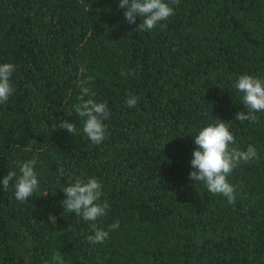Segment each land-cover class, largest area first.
Instances as JSON below:
<instances>
[{"label": "trees", "instance_id": "trees-1", "mask_svg": "<svg viewBox=\"0 0 264 264\" xmlns=\"http://www.w3.org/2000/svg\"><path fill=\"white\" fill-rule=\"evenodd\" d=\"M118 4L0 0V64L15 66L0 104V179L35 158L39 181L24 202L14 182L0 184V264H264V111L236 120L246 109L234 88L243 74L264 80V0H179L163 27L143 32ZM88 76L110 111L100 145L73 109ZM218 119L232 147L257 152L227 177L232 204L189 179L194 136ZM90 177L109 205L95 222L61 203L64 187ZM113 222L105 242L86 240L93 223Z\"/></svg>", "mask_w": 264, "mask_h": 264}, {"label": "clouds", "instance_id": "clouds-1", "mask_svg": "<svg viewBox=\"0 0 264 264\" xmlns=\"http://www.w3.org/2000/svg\"><path fill=\"white\" fill-rule=\"evenodd\" d=\"M179 0H170L171 4H178ZM165 0H119L118 8L123 10L124 19L129 24H135L137 18L140 23L136 26L140 31H152L158 25L163 27L162 21H166L174 14V9ZM15 66L11 63L0 64V104L6 103L14 92L11 77ZM83 72V69H82ZM127 72L122 71L121 75ZM93 81L91 76L77 81L80 88L79 103L73 105L76 116L82 118V131L87 139L94 145H100L106 139L104 121L110 118V111L106 102H97L91 97L95 93L89 88ZM245 111L235 114V119L244 122H258L255 113L264 111V80L252 75H240L234 84ZM85 97H88L85 99ZM139 97L129 95L126 104L129 108L137 106ZM73 114L70 112L68 115ZM59 128L65 129L69 134L77 132L75 122L61 120ZM193 143L196 146L192 151L190 160L189 179L195 182H203L207 190L213 195H221L227 198L229 204L235 201V186L228 182L227 177L233 170L243 163H249L257 158L256 149L249 145L246 151L232 147L236 143L235 137L229 131L227 123L218 119L215 123L203 127L194 136ZM37 160L35 158L25 162H19V175L16 171H9L0 184L7 191L10 182H14L15 199L24 202L37 191L39 181L34 170ZM102 185L96 178H88L86 181L77 178L61 191L65 198L61 202L64 212L74 213L83 221L95 222L98 218L107 214L108 203L101 202ZM54 219V218H53ZM119 227L118 222H113L108 231L96 228L93 223L94 234L86 236L89 243H103L109 237L111 230Z\"/></svg>", "mask_w": 264, "mask_h": 264}, {"label": "rangeland", "instance_id": "rangeland-1", "mask_svg": "<svg viewBox=\"0 0 264 264\" xmlns=\"http://www.w3.org/2000/svg\"><path fill=\"white\" fill-rule=\"evenodd\" d=\"M45 264H65V263H63L59 258L55 257V259L52 262Z\"/></svg>", "mask_w": 264, "mask_h": 264}]
</instances>
